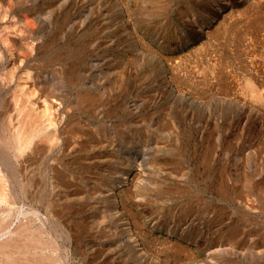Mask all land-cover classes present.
<instances>
[{"label":"rangeland","instance_id":"obj_1","mask_svg":"<svg viewBox=\"0 0 264 264\" xmlns=\"http://www.w3.org/2000/svg\"><path fill=\"white\" fill-rule=\"evenodd\" d=\"M0 1V11H5L3 15L7 17L5 25L12 24L14 30V26L20 28L33 22L39 32L36 36L29 35L25 27L21 34L20 31L10 34L16 37L20 34L19 41L37 37L43 42L48 38L50 50L66 56L63 67L54 62L49 64L43 49L36 50L35 46L30 49L32 46L28 45L25 51L31 57L15 62L22 70L18 71L19 76L23 74L25 80L32 82L38 78L43 95L70 93L67 101L71 104L79 100L78 92L93 94L94 90H100L102 94L93 105L100 107L90 111L92 117L84 115L80 122L81 126L82 123L86 126L74 130L79 142L84 139V130H88L92 136L88 138L94 142L93 157L90 153L86 156H90L86 162L90 165L88 176L82 178L83 181L75 180L80 176L75 163L69 165L67 172L72 176V189L80 192L72 200L75 218H64L56 225L60 230L82 217L89 223L98 220L95 226L89 224L92 230L80 235L83 238L78 241V248L74 246L76 242L73 245L66 242L73 254L85 253L87 258L93 259L90 264H127L119 258L117 248L109 243L116 239L109 235L112 231L106 229L114 218L108 207H113L116 199L112 192L116 189L112 185V171L133 165L144 175L142 189L146 194H143L145 199L140 200L128 193L127 197L124 195L129 198L126 202L139 200L140 209L144 211L142 228L150 231L154 240L169 243L165 249L161 248L169 264H264V102L262 106L254 102L244 88L246 80L255 77L262 81L256 82H260L264 94V0ZM231 12L233 21L256 17L255 20H261V26L258 21L259 27L254 24L253 33H240L241 40L237 44H234L238 41L235 31L219 41L205 37L208 27ZM245 12L250 14L246 16ZM244 21L238 23L237 29ZM1 43L3 49L0 50L4 53L0 75L2 68L14 61ZM68 43L72 52L66 49ZM146 49L151 52L149 55ZM75 52H78L76 56ZM168 57L180 64L181 74L202 83L203 86L195 90H203L204 95L211 93L204 99L209 105L195 106L187 98L182 101L170 98L167 91L170 85L164 76L169 75L166 71ZM210 61H214L215 66ZM67 71L72 75L77 73L76 77L73 75L77 79L74 83L66 76ZM220 74L225 77L223 82L214 80V76ZM203 81L209 85L205 86ZM222 87L227 92L223 102L219 99L223 96ZM34 89L35 95L40 96L38 86ZM12 90V86L0 83L1 95ZM166 101L172 105L169 109L168 104L161 105ZM205 116L206 123L201 118ZM101 122L103 129L97 133L93 125L99 127ZM82 162L80 159L79 165H83ZM125 186L122 188L128 189ZM123 224V221L116 223L117 231L125 228ZM179 244L183 252L172 248ZM69 257L66 264L73 261L70 253ZM128 264L144 262L128 260Z\"/></svg>","mask_w":264,"mask_h":264},{"label":"bare ground","instance_id":"obj_2","mask_svg":"<svg viewBox=\"0 0 264 264\" xmlns=\"http://www.w3.org/2000/svg\"><path fill=\"white\" fill-rule=\"evenodd\" d=\"M23 5H24V2H23ZM0 8H1V3H0ZM5 10L7 11V9ZM3 12L0 11V42H2L1 44L2 46H4L6 51H8L11 55H13L14 61L12 59L8 63L9 67L5 69L2 68L1 70L2 73L0 75V83L4 82V84L6 83L7 87L12 86V89H13L8 94H5V95L0 94V264H66L67 263L66 261H68L70 258L69 253L71 256H73L72 257L73 261L71 263L90 264L92 262L91 260H93L92 258H87V255L85 253H81V254L74 253L75 254L74 256L72 250L69 247V244H67L66 242L67 241H69V243L72 242V245L76 242L74 246H77L76 248H78V241L80 242V240L83 238L82 236L84 235V233L86 231L88 232L93 229V227H91L89 224L93 223V225L95 226V224L98 223V220H95L97 222L91 221L89 223V222H85L82 217L79 220L80 222L77 221L75 224H69V227L67 228L61 227L60 230H57L58 227H56V225L57 223H60L61 220L63 222L64 218L66 220H69V218H73V217L75 218V216H73L74 207H73L72 200L77 195H79L80 192L78 189H72L71 187L72 181H73V180L71 181L72 176L68 175L67 172L70 170L69 165L75 163L78 166L77 172L79 173L77 174L78 175L80 174V176L76 175L77 179L75 180L83 181V179H85V177H87L90 172L89 171L90 165L88 166V164L86 163L88 161L87 159H90V156H88L89 158H86V156L89 155L90 153L92 154L91 156L93 157L92 148L94 147L93 146L94 142L92 141V139L90 140L88 138L90 134L88 133V130L83 129L84 139L81 142H79L78 140L79 137L77 139V135L75 131H77L76 130L77 127L80 128V127L86 126L85 124L83 125V123L81 126V123H80L82 122V119H84L83 118L84 115L91 116L90 111H95L100 107L99 104H96L94 107L93 105H94V101L95 100L97 101L98 95L100 96L102 94L100 90H94L93 94L92 92H89V91H85L82 93L78 92L77 93L78 97H79V94L81 95L78 98L79 100L71 104L67 101V97H69L67 94H70V93H67L64 91L65 97L60 96V95H52V94L43 95L42 88L40 89V86H39L41 85L40 80L38 78H36L35 81L32 82V81L25 80L27 78H23V74L19 76L18 71L21 69L18 68L19 66L18 67L15 66V62L17 60L21 61L20 59L27 60L28 58L31 57V54L25 51V48L28 45L32 46L30 47V49L31 48L33 49V46H35L36 50L43 49L42 53L45 57L48 58L49 64L54 62V64L62 65L61 67H63L64 66L63 60L65 59L66 56L64 53H58V51L52 52L50 50L49 41L47 40L48 38L44 39L43 42H40L38 41L39 39L38 40L36 39L37 37L30 38L27 36L28 37L27 39L24 38V40L21 39L22 41H19L18 37L22 33L21 31L23 28L26 27L27 28L26 30L29 31L28 32L29 35L31 34L33 36H36V34H39L38 30H36L37 28L32 22L28 26H25L26 24L20 25V28H19V25H18V28H15L14 26V30H13L12 24L5 25L6 15L5 14L3 15ZM232 13L233 12L225 13L224 15L222 14L223 16L221 17L220 20L216 21L210 27H208L209 30L207 31V35L205 37L209 38L211 41H219L223 37L230 34L231 31H235L237 34L236 39H238V41L237 42L233 41V42L234 44H237L241 40L240 39L241 36L239 35L240 33L242 35H244L245 33L244 31L246 32L250 31L251 33H253L252 28L255 27L254 24H257L258 21L260 22L258 24L259 25L261 24V20H257V19L255 20L256 17H254V19L247 18L246 21L237 18L233 21L232 18L234 17ZM244 14L247 16V14H250V13L245 12ZM43 15H39L40 17L42 16L41 19H44ZM12 16L10 18H12ZM126 16H127V13H126ZM26 18L24 20H26ZM31 18H33V16ZM262 20H264V18ZM21 21H23V19ZM241 21L242 22L244 21L245 23L237 29V25ZM259 25L257 27H259ZM225 27H229V30H227L228 28H225ZM249 28H251V30ZM17 31H20V34H18L19 35L18 37L14 35L16 34ZM9 32L11 33L15 32V33L10 34ZM6 34H10V35H6ZM33 40H37L38 42L33 44L32 43ZM64 44H62V46ZM144 44L142 43V45ZM67 45H69V43ZM70 45L66 46V49L68 52L72 50V47ZM63 48L64 47H62V49ZM0 49H3V47L0 46ZM2 53L4 52L0 50L1 62L3 61ZM145 53L149 55L151 52L148 49H146ZM77 54L78 52H75L74 56H76ZM157 61H160V60H157ZM166 61H167L166 71L167 73H169V75L166 74L164 76L165 78L166 77L168 78V83L170 85V87L167 88L170 98H175L179 100L181 99V101L183 98H187L193 101L195 106H197V104L198 105H209V103L207 104L204 103V102H207L205 101L206 100L205 96H207L209 93H206L204 95L203 94L204 92L202 89H201L202 92H199L197 90L198 88H200L202 83L195 79L193 80V78H190L191 76L188 77L186 74L185 75L181 74L180 64L173 63L171 57H168ZM262 61L264 60L262 59ZM210 64L212 66H215L214 61L212 62L210 61ZM26 73L28 74V72ZM26 73L24 72L25 75ZM66 73H68L66 76H68L70 81L74 83L77 73L75 74L74 72L73 75H75V77L69 71H67ZM214 78H215L214 80H217L218 82H223L224 81L223 79L225 77L222 76V74H220L216 77L214 76ZM256 81H260V80H257L255 77L248 78L246 80V83L244 84V88L247 90L248 94H250V97L255 100L254 102H257L258 104L261 105L264 102V94L262 93L259 87V84L262 81L258 82L259 84ZM215 82H211V84ZM8 83L12 85H9ZM203 84H205V86L209 85L205 81H203ZM36 86H38L39 91H41L40 96L35 95L36 89L34 88ZM195 88L197 89L195 90ZM46 91H48V89H46ZM45 93L46 92H44V94ZM221 93L219 94L223 96L222 97L220 96L219 99L223 102L226 100L225 93L227 92L226 90L224 91V88H223ZM73 98L71 99L74 100ZM169 101L172 103V100H169ZM162 104L163 105L168 104V109H169V105L172 106L168 101H166L165 103L164 102L161 103V105ZM251 108L253 107L251 106ZM201 118H203L202 120L205 121L206 116L201 117ZM93 126L95 129L94 131L98 133L100 132V129H103V122H101L99 127L97 124ZM93 126H92V129H93ZM61 136L64 137V139L60 140ZM57 146H59L60 148H58ZM55 148H58V151L54 152ZM96 148H98V146ZM80 159L84 161L82 162L84 163L83 165L82 164L79 165ZM50 161H51V164H50ZM122 166L123 165H121L120 167ZM137 168H135L133 165H130V166H124L123 168H120L119 170L112 171L111 175H114V178L112 180V185L116 187V189H113L112 192H114V194L116 195L115 196L116 199L114 201L115 204H113L114 206L108 207V212L110 211L111 214L114 216V218L116 217V220L113 218L114 220L113 219L111 220L112 226L110 225V227L106 230H108L109 232L112 231L110 232L109 235L112 234V236H114L116 240H112L109 243L115 248H117L116 251L120 255L119 258H121L123 262H126L127 264H128V260H130L132 263L143 261L144 264H160V262H162L163 264H169L170 260L167 258L166 253L164 254L163 251L161 250V248L163 249L164 246L166 247L169 243L167 241L160 242L158 240L157 241L154 240L151 232L148 230L147 232L145 229L142 228L143 219H144L142 214L144 211L140 209L141 205L138 204L139 200L137 202L135 201L132 203L126 202V200L129 199V198H125L126 194L128 193L132 194V196H130L132 198H139L140 200L145 199L143 194H146V191L142 189V182H143L144 175L142 172H140V170H138L139 168L138 169ZM118 172L119 174L117 175ZM245 181L247 183L249 179ZM125 185L128 187V189L122 188ZM150 199L151 198H148L149 201ZM151 201H154V199L152 198ZM99 206L102 208L101 204ZM87 215L92 216V214L90 215L87 214ZM121 221L125 223L123 224L125 228L121 229V231L119 230L117 231L116 223H120ZM96 231L98 233V229ZM99 232L101 231L99 230ZM78 236L80 237L78 238ZM99 237H101V235H99ZM107 246H109V244ZM172 248L173 249L175 248V251L177 252L178 251L183 252L184 250L183 246L181 245L180 246L172 245ZM99 250L101 251L102 249H99ZM76 251L77 249H75V252Z\"/></svg>","mask_w":264,"mask_h":264}]
</instances>
